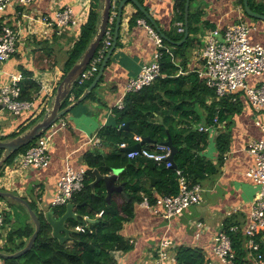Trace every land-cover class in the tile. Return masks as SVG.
<instances>
[{"label": "crops", "instance_id": "crops-1", "mask_svg": "<svg viewBox=\"0 0 264 264\" xmlns=\"http://www.w3.org/2000/svg\"><path fill=\"white\" fill-rule=\"evenodd\" d=\"M176 1L138 2L152 16L163 33L174 34L180 32V21L176 20ZM118 2L119 0H113L114 13ZM252 3L264 7V0H252ZM88 4L89 0H35L29 7L10 12L15 18L18 30L17 50L2 64L0 88L10 81L12 74H21V68L24 67L33 72V79L40 84L41 90L36 100L31 102L33 108L23 111L20 115L12 114L0 104V136H6L15 130L22 120L26 123L31 121L42 108L46 111L49 101H46L45 95L51 91V87L60 82V71L66 60L67 50L76 40L75 27L66 26L51 30L33 16L52 13L53 10L68 5L73 9L75 16L81 17ZM137 10L139 9L132 2L124 6L119 37L97 91V96L104 103L88 100L76 105L61 117L64 125L50 143L48 166L21 171L13 167L14 161L6 164L3 171L0 170V186L4 191H12L28 200L34 198L39 210L44 212L52 208L51 200L56 192L57 180L66 163L74 168H87L86 151L99 145L98 131L108 122L113 123L111 108L123 96L128 79L139 73L142 65L151 60L155 50L153 38L140 23V20L144 19L139 18L133 24L129 22ZM190 11L200 13L201 29L196 35L199 42L196 40L188 47L186 68H180L178 74L195 72L199 79H203L210 87L205 75L206 66L202 50L203 37L211 29L219 28L222 31L238 21L245 22L250 27V41L264 45V20L249 16L244 10L243 0H191L188 17ZM261 14H264V11ZM181 23L185 29L184 21ZM247 83L251 86L264 84V73L249 76ZM231 100L237 107L226 111V118L221 120V123L215 117L212 124L204 125L206 111L201 109L199 112L202 121L196 126L208 127L203 131L209 137L204 153L212 162L217 161L218 134L227 132L230 136L228 150L224 153V160L218 172L206 176L198 183L202 188L201 200L185 208L180 215L167 218L154 213L144 203L146 195H143L140 202L134 203L133 216L123 223L120 231L123 238L130 240L132 246L128 251H114L113 264H154L156 250L164 237L172 241L170 251L175 257L178 246H188L200 250L208 264H213V237L221 229H225L226 225L239 224L240 230L246 225L251 202L258 188L247 174L254 164V157L248 148L253 140L263 136L259 125L264 124V108L255 110L243 90L232 94ZM206 103H210V98ZM115 170L117 174L121 172L120 169ZM0 202L12 208L9 202ZM11 219V222L7 223L9 229L17 221L15 217ZM20 227L15 226L12 230Z\"/></svg>", "mask_w": 264, "mask_h": 264}, {"label": "trees", "instance_id": "trees-1", "mask_svg": "<svg viewBox=\"0 0 264 264\" xmlns=\"http://www.w3.org/2000/svg\"><path fill=\"white\" fill-rule=\"evenodd\" d=\"M102 1L89 0L83 19L79 20L75 26L76 40L67 50L66 60L60 71L61 78L83 54L95 36ZM138 1L142 2L143 0ZM185 1H176L178 10L176 20L180 22L184 21ZM248 3L253 11L263 13V6L254 5L252 0H248ZM139 18L144 19L148 25L153 27L141 10H137L131 16L130 24L136 23ZM114 22L115 19L111 23L112 37ZM199 22L200 13L190 11L189 34L182 44L176 42L184 37V31L174 34L164 32L166 38H162L163 47L159 48L161 75L151 84L126 94L121 108L115 106L111 108L113 123L108 122L99 129V145L93 150L86 151L85 186L71 200L77 205L76 211L80 214V219L84 221L83 217H87L92 220L84 222L86 223L84 231L72 234L71 241L61 243L51 235L50 225L44 219L43 213L39 209H35L36 200L30 199L32 208L40 218L41 229L29 251L17 258H0V264H113L112 253L114 251H128L132 246L128 240L123 238L120 231L123 223L132 218L134 203L140 202L143 195H146L149 203L152 204L157 197L177 194L179 189L177 170L181 171L190 184L200 183L206 176L218 172L219 166L224 160V153L228 150L230 136L227 132L218 134L216 137L217 161L212 162L204 153L208 146V134L199 131L196 126L202 121L199 112L201 109L206 111L204 118L206 124L204 125L212 124L215 117L221 123V120L226 118V111L237 106L231 100V95L216 98L214 90L208 87L203 79H199L195 72L185 75L178 74L180 68H186L187 49L197 40L196 35L201 29ZM4 23L11 24L12 20L6 21L4 17L0 16V34ZM197 41L199 42V40ZM102 45L100 44L99 47ZM100 64L97 65L96 71L89 79L84 80L81 84L77 82L74 84L71 93L63 100L62 107L69 105L72 100L77 99L83 93L96 76ZM21 74L18 98L26 101L36 100L41 90L40 84L33 79L31 70L22 67ZM102 80L103 77L78 105L88 100L104 103L97 96ZM53 93L49 96V102ZM45 97L47 96L45 95ZM208 98H210V103H206ZM44 112L45 108H42L37 117L31 121L27 123L23 120L20 121L15 130L7 134L6 137H14L32 126ZM126 122L129 126L121 129L120 126ZM136 136H148L150 142L142 144L148 148L151 143L165 142L169 136L176 148L173 160L177 167H167L163 162L158 163L141 156L128 158L127 152L119 145L125 143L126 147L133 146L139 142L135 140ZM2 137L5 138V136H0L1 140H5ZM36 140L11 155L4 165L12 163L19 153L25 152ZM1 152L0 149V154ZM95 168L104 175L115 169L121 170L115 184L121 185L122 190L113 192L109 202L105 198L106 191L103 181L95 185L94 191L89 186V182L94 178L92 171ZM150 177L159 179L154 187L150 184ZM3 199L0 197V200ZM17 205L20 208L12 206L11 210L5 213L7 223H10L11 218L14 217L21 223L20 228L17 230L8 229L6 236L0 237L2 239L0 251L5 253H12L22 248L34 230L24 206ZM63 207L60 206L58 209L63 210ZM71 223L77 225L75 221H71ZM232 226H235L237 230H232L231 226H225L227 233L232 238L234 251L232 264H253L252 258L245 248L246 238L239 229L240 225L232 224ZM175 259L177 264H208V260L200 250L188 246H178Z\"/></svg>", "mask_w": 264, "mask_h": 264}, {"label": "built area", "instance_id": "built-area-1", "mask_svg": "<svg viewBox=\"0 0 264 264\" xmlns=\"http://www.w3.org/2000/svg\"><path fill=\"white\" fill-rule=\"evenodd\" d=\"M35 0H0V16L4 20H12L11 24L4 23L0 34V70L2 64L9 60L17 50L18 30L16 28L15 18L10 12L18 8L29 7ZM10 14H9V13ZM36 20L47 26L49 29H62L66 26H75L81 17L75 16L70 6H64L53 10L52 13L39 14L33 16ZM30 17V19H34ZM114 16L110 17V23L106 29L103 39L98 47L94 58L88 67L80 74L76 82L81 84L89 79L101 63L112 42V32L110 24ZM153 38L155 50L152 53L151 60L144 63L138 74L130 77L127 81L123 96L114 105L121 108L123 106L124 96L130 92L141 89L151 84L161 75V52L163 47L161 35L145 20H140ZM179 31L183 32V23L179 22ZM250 27L247 23L238 21L233 25L227 26L222 31L219 28L211 29L203 37L204 48L202 57L206 66V79L208 85L214 90L217 97H226L234 94L238 90H243L255 110L264 108V84L249 85L247 79L249 76H259L264 73V45L252 43L249 39ZM22 80V74H12L10 81L4 83L0 88V104L14 115H20L23 111L33 108L32 101L20 100L19 82ZM56 84L47 92L46 101L50 94L54 92ZM48 103V102H47ZM61 118L51 125L36 142L31 144L23 153H19L15 159L13 167L23 171L29 168L39 169L49 164V146L54 135L63 127ZM263 131V136L253 140L249 146V152L254 157V164L248 170L247 174L257 185V193L251 202V208L246 225L242 228L245 236V248L248 255L252 258L253 264H264V250L262 242L264 241V124L259 125ZM207 126H199V131L207 130ZM135 140L141 141V137L136 136ZM99 142V141H98ZM126 148L125 143L119 145ZM128 158L138 156L151 159L158 163H165L167 167L172 166L168 159L171 149L163 143H151L150 147L142 146L139 150H131L126 153ZM87 168L81 166L74 168L66 163L65 169L57 180L56 192L52 197L51 206H64L72 200V197L81 192L85 186ZM178 174V193L170 196H160L150 204L147 197H144V203L156 214H162L164 217L171 218L180 215L188 206L198 203L201 200L202 188L200 184H190L177 170ZM11 209L0 202V236H6L8 227L5 221V213ZM88 221L87 217H83ZM86 223L77 224V231H84ZM232 230H237L231 226ZM2 239L0 238V246ZM172 241L167 237L160 240L156 250L157 257L154 264H177L175 255L170 251ZM214 258L213 264H232L234 251L232 248V238L226 229H221L213 237L211 249Z\"/></svg>", "mask_w": 264, "mask_h": 264}, {"label": "water", "instance_id": "water-1", "mask_svg": "<svg viewBox=\"0 0 264 264\" xmlns=\"http://www.w3.org/2000/svg\"><path fill=\"white\" fill-rule=\"evenodd\" d=\"M191 0H186L185 8H184V37L176 42L177 44L183 43L187 36H188V7L189 2ZM132 2L137 6L139 10H141L146 19H148L155 30L161 35L162 38H166L164 33L158 27L156 21L152 18V16L142 7V5L137 0H119L118 5L116 7V12L114 13V4L113 0H103L102 7L100 8V17L99 22L97 24V31L93 39L89 42L87 48L83 52V54L78 58V60L69 68V70L65 73V75L61 78L60 82L57 84L52 99L49 102L48 108L42 115V117L36 121L32 126L26 128L19 134L15 135L6 140L0 139V149L2 150L0 154V170L5 164L6 160L17 152L20 148L27 146L28 144L32 143L34 140L39 138L51 125L57 122L61 117L65 114L70 112L73 107L78 105L85 97L92 91V89L96 86L98 81L102 78L104 74V70L107 66V63L112 55V52L116 46L118 37H119V29H120V22L123 15L124 6ZM243 6L245 12L252 17L264 20V14L254 12L249 4L248 0H243ZM114 16V32L112 37V42L107 50L106 55L104 56L98 72L94 77L93 81L90 85L83 91V93L75 100H73L69 105L62 107L63 100L71 93V90L76 83L77 78L80 74L88 67L91 60L94 58L96 51L103 39L104 33L109 26L110 17ZM173 54V51H171ZM128 122L122 124L120 126L121 129L127 128ZM150 142V138L148 136L141 137V141L134 144L131 147L124 148L125 152H129L131 150H139L142 147L143 143ZM168 145L171 149V154L169 156V160L172 162V167L176 168V164L173 160L174 153L176 151L175 146L173 145L171 138L168 136L167 140L164 142ZM94 178L89 182V186L91 190L94 191L95 185L100 181H103L106 195L105 198L109 202L111 195L113 192H120L122 190L121 185H116L115 180L118 176L116 170H113L109 174H101L96 168L93 169ZM158 178L150 177V184L152 187L155 186V183L158 181ZM0 197L1 198H10L11 200L17 202L24 206L33 226L34 230L31 236L26 241L25 245L20 248L19 250L12 252V253H5L0 251V258H17L27 251H29L34 241L41 229V221L38 214L32 208L30 201L20 196L19 194L13 193L12 191H2L0 190ZM77 205L69 201L67 202L63 210L58 208L52 207L49 210L42 211L43 217L46 222L50 225L51 228V235L58 239L61 243L71 241L72 234L77 233L78 231L75 229V225H72L71 221L77 222V224H84L85 221L80 219V214L76 211ZM91 220V219H88ZM92 221V220H91ZM15 226L20 227L21 223L15 221L13 223L12 229H15ZM263 250H264V241H263Z\"/></svg>", "mask_w": 264, "mask_h": 264}, {"label": "rangeland", "instance_id": "rangeland-1", "mask_svg": "<svg viewBox=\"0 0 264 264\" xmlns=\"http://www.w3.org/2000/svg\"><path fill=\"white\" fill-rule=\"evenodd\" d=\"M83 19V16H81V18H80V21ZM77 25V24H76ZM75 25V26H76ZM75 26H73V27H75ZM111 27H112V24H110V29H111ZM53 90H54V88H53ZM50 96H51V94H50ZM52 99V98H51ZM65 116V115H64ZM2 138H4V137H2ZM4 139H9V138H7L6 136H5V138ZM6 165H4L3 166V168L1 169V171H3V169H4V167H5ZM1 171H0V173H1ZM0 190H2V191H4L2 188H1V186H0ZM4 201H7V203L9 202V204L11 205V206H18L17 204V202H15V201H13V200H11L10 198H4L3 199ZM18 208H20L19 206H18ZM35 209H39L38 208V206H37V204H36V207H35ZM22 210V209H21ZM23 212V211H22ZM24 213V212H23ZM27 216V215H26ZM11 220V219H10ZM29 222V221H28ZM30 223V222H29ZM1 237V236H0ZM128 241H130V240H128Z\"/></svg>", "mask_w": 264, "mask_h": 264}, {"label": "clouds", "instance_id": "clouds-1", "mask_svg": "<svg viewBox=\"0 0 264 264\" xmlns=\"http://www.w3.org/2000/svg\"><path fill=\"white\" fill-rule=\"evenodd\" d=\"M58 208V207H57ZM76 226V225H75Z\"/></svg>", "mask_w": 264, "mask_h": 264}]
</instances>
